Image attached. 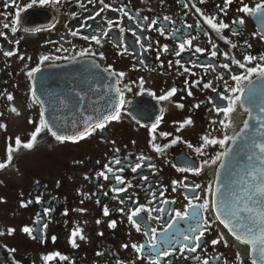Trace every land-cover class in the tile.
Instances as JSON below:
<instances>
[{"label": "flooded vegetation", "instance_id": "1", "mask_svg": "<svg viewBox=\"0 0 264 264\" xmlns=\"http://www.w3.org/2000/svg\"><path fill=\"white\" fill-rule=\"evenodd\" d=\"M11 2L0 0V163H7L17 138L28 143L41 130L32 150L11 153V163L0 170L1 207L9 218V227L0 228V264H252L251 246L239 243L217 219L213 190L247 115L242 95L263 76L264 10H255L264 0H62L27 10L31 0ZM245 6L254 14L240 11ZM18 11L13 34L3 24L11 25ZM221 23L227 27L217 31ZM6 51L16 55L6 57ZM43 57L48 59L41 62ZM246 57L254 59L248 63ZM172 89L175 95L160 99ZM231 101L235 110L225 118L217 109ZM121 103L118 122L93 129L79 143H60L52 135L76 137ZM188 120L191 125L181 128ZM261 156L252 162L253 187L264 177ZM258 199L264 215V196ZM137 210L134 225L128 217ZM177 212L187 219L178 220ZM197 221L211 227L192 233ZM77 229L84 239L77 237L73 247ZM201 230L200 247L187 251ZM152 243L159 256L148 251ZM49 256L54 259L46 262Z\"/></svg>", "mask_w": 264, "mask_h": 264}, {"label": "snow or ice", "instance_id": "2", "mask_svg": "<svg viewBox=\"0 0 264 264\" xmlns=\"http://www.w3.org/2000/svg\"><path fill=\"white\" fill-rule=\"evenodd\" d=\"M102 2H103V0H101V3ZM200 2L204 3L205 0H200ZM60 3H62V0H31V3H29L24 10L30 9V8H32L34 6L43 7V6L49 5V4H60ZM232 3H233V0H225V4L226 5L227 4H232ZM9 6H12L11 0H9ZM105 7H107V5H105ZM261 10H264V4L258 5L255 11L259 12ZM223 11H226V9H224ZM240 11H242V12H244L246 14H254L253 12H251L249 10V8L247 6L243 7L242 9H240ZM121 12H123V9H121ZM99 15H100V12H97L95 14V16H90L89 19L95 20L96 17L99 16ZM19 18H20V12L18 11L17 15H16V18L12 20V24L9 25L8 23H4L3 27L4 28H9L10 27L12 33L15 34L17 32V30H18L16 25L19 22ZM128 18L132 19L131 16H129ZM4 19L7 20V17L5 16ZM165 19L167 20L168 18L165 17ZM213 19H208L205 22L208 23L211 27L216 28V25L213 23ZM152 23L155 24L156 21H152ZM234 23H237V22H234ZM238 23L242 25L244 23V21L240 20V21H238ZM52 27H54V25ZM187 27H190V26H187ZM225 27H227V25H224L223 23H221L219 25V28L216 29V30L219 31V29H223ZM41 30L42 29H40V28L35 29L36 32H39ZM44 30H49L50 31L51 29L48 28V29H44ZM71 34L73 36H76L77 32L74 31ZM161 34H163V33H161ZM105 35H106V33H105ZM95 42L99 43V40H96ZM164 51H167V49L165 48ZM181 51H184V45H181ZM196 51L199 52L201 50L200 49H196ZM3 54L6 57H11V56L16 55V53L14 51H6ZM81 55H84V53H81ZM177 55H179V53H177ZM212 55L214 57L215 53H213ZM101 58H103V57H101ZM20 59H24V57L21 56ZM47 59H48V57H43L41 62H43L44 60H47ZM253 59H254L253 57H246V61L248 63H251V61ZM141 63H143V61H141ZM223 67L227 68V65H223ZM38 71H40L39 68L35 69L34 72H29L27 75L31 78V77H33L35 75V72H38ZM108 71L110 72L111 70L109 69ZM185 71H187V69H185ZM258 74L259 75H264V67H260L259 68V73ZM117 75H119L121 78L123 76V74H117ZM232 79L240 80L242 78L234 76V77H232ZM141 83H143V82H141ZM204 87L205 88H209L210 85L209 84H205ZM226 91H227V89H226ZM175 93H176V89H172L167 95L161 97L160 99L167 100L171 96L175 95ZM189 95H191V93H189ZM8 99L12 100L13 97L11 95H9ZM220 99L223 100V99H225V97L221 96ZM121 100H122V98H121ZM33 102L35 103L36 101L34 100ZM234 104H235V101H231L227 108H219V109H217V111L218 112H223L225 114V118H227L235 110ZM122 107H123V103H121L119 105V107H116V108L113 109V114L112 115L103 117L101 122L95 123L91 127L86 128L84 132L80 133L76 137L61 136V135H58L56 132H52V135L60 143H65V142L79 143L80 141H82L84 139H87L88 136L92 135L93 134V129L103 130L107 126V123H110L112 121H117L118 122L119 118H120V108H122ZM177 107H182V106L177 105ZM11 111L16 112V110L14 108L11 109ZM262 111H264V109H262ZM42 115H43V113H42ZM191 123L192 122L190 120L185 121V123L182 124L180 127L183 128L185 126L191 125ZM221 123H223V122H221ZM158 124H159V121H157V125ZM223 126L225 128L229 127L228 124H223ZM42 127H47V125H42ZM245 127L246 128L248 127L247 122L245 124ZM40 130H41L40 128H37L36 132L30 137V142H28V143H23L22 144L20 139L17 138L16 147L10 148L8 150L9 151V155H8V158H7V163H0V170H2L4 168H7L9 166V164L11 163V161H12L11 153L17 152L21 147L23 149H25V150H32L35 147L36 143H37V137L39 135ZM49 131H52V130L49 129ZM151 131H153V132L155 131V126L151 129ZM175 142L176 141H173V143H175ZM226 142H227L226 140H224V141H216V140L205 139V144H216V143L224 144ZM254 147L258 148V150H259V152L261 154H264V143L254 144ZM155 150L158 151V152L161 151V149L159 147H156ZM140 159H143V158L141 157ZM217 159H220V157L218 156ZM257 159L260 160L261 163H264V156L257 157ZM249 160H252V156H249ZM115 163L119 164L120 161L117 160V161H115ZM213 163H215V161H213ZM249 167L251 168V165ZM106 168H107V166H106ZM108 170L111 171V169H108ZM136 170H137L136 167H133L132 171L135 172ZM183 170L186 171L187 169H183ZM251 171L252 172H256L257 169L252 168ZM196 174H198V173H196ZM100 175L103 176L104 173H101ZM256 178L257 177L255 175L251 176V179L253 181L256 180ZM105 179H108V177L105 176ZM144 179H146V177ZM116 182L118 184H124L125 183L120 177L116 178ZM245 183L247 185L248 190H246V192L242 193L241 195L242 196H246L247 197V201H250L253 204L260 203V200L258 198L261 197V196H264V177H262V183L256 185L255 187H253L252 185L248 184L247 181ZM130 186L131 185H129V187ZM116 191H117V194H119L121 192H126L127 188L118 189ZM197 198H199V197H197ZM0 202H2V201H0ZM29 203H31V202H29ZM36 203H40V200L38 199L36 201ZM237 203H239V201H237ZM213 204H214V208H215V200L213 201ZM27 206H28L27 204H22L21 205V207H27ZM189 206L192 207V208L197 207L195 205H192L191 201L189 202ZM204 207L206 208L207 206L205 205ZM142 210L143 211H147V209H142ZM185 211L187 212V209ZM238 211L241 212V213H248L249 211H251V209L249 208L248 204L246 203L245 206L240 208ZM44 215H48V211L47 210L45 211ZM104 215L105 216L109 215V211H108L107 208L104 209ZM139 215H140V210L133 211L131 213V215L128 217V219H129L130 222H132L134 225H136L138 223V221L134 220L133 218L134 217H138ZM176 216H177L178 220L187 219L186 216L181 215L179 212L176 213ZM193 219H196V217L194 216ZM217 219L220 221V223H222L224 225L225 228L229 229L230 234L234 235V238L237 241H239V243L247 244V245L251 246L252 251L254 252V254L256 256V259H253L252 264H258V262H259V264H264V222H261V223L258 224L256 222V220L252 219L251 217L248 219L247 222H241L240 216H238L235 211H228V210L225 211V219H221L220 216H217ZM44 226L46 227L47 225H44ZM109 227L110 228H114L115 227V222L111 223L109 225ZM171 227H173V225L170 224L169 228H171ZM198 227H200V228H204V227L210 228L211 225L207 224L206 222L204 223V225H200L199 221H197V225L190 226L189 231H191L192 233H196ZM12 231L13 230L9 229L8 230V235H12ZM23 231L25 233L29 234V235H32V230L29 229V228H24ZM137 231H139V228H137ZM2 235H4V233L0 232V236H2ZM204 235H205V232L203 230L199 231V234L195 235V237H194V241L196 242L195 246L187 248V251L196 252L197 248L200 247V244L198 242L202 240ZM77 237H79V239H81V240L84 239V236L81 234V231L79 229L75 230L72 233V239H71L70 242H71L73 247L77 246L76 245V238ZM183 239L186 240V241H189L190 243L193 242V241L190 240L188 235H184ZM223 239H224V237L221 236L219 240L212 241V246H215V245L219 244ZM225 246H227V245H225ZM124 247L127 248L128 246L124 245ZM133 247H134V249L137 252H142L144 250L142 247H136L135 245ZM156 249H157V245L155 243H152V244H150L148 246V251L150 253H154L156 256H159L160 253L157 252ZM180 250H181V253H183L185 251L184 246H181ZM97 255H101V253H98ZM52 259H54V257L49 256V257L45 258V261L46 262L47 261H51ZM60 259L64 260V259H67V258L66 257H60ZM196 259L199 260L200 258L196 257ZM215 259L218 261L220 258L216 257ZM150 264H157V261L156 260H151ZM203 264H209V261L208 260H204Z\"/></svg>", "mask_w": 264, "mask_h": 264}, {"label": "water", "instance_id": "3", "mask_svg": "<svg viewBox=\"0 0 264 264\" xmlns=\"http://www.w3.org/2000/svg\"><path fill=\"white\" fill-rule=\"evenodd\" d=\"M242 105L247 110V116L217 169L213 199L215 211L221 219H225V211L228 210L235 211L241 222H247L250 217L258 222L260 219L257 220L249 212L241 213L238 210L246 203L251 208L250 201L241 194L248 190L246 181L252 185V162L256 154H261L254 144L264 143V76L252 82L245 90ZM249 156H252V160H249ZM240 176L245 177L244 181H241Z\"/></svg>", "mask_w": 264, "mask_h": 264}, {"label": "rangeland", "instance_id": "4", "mask_svg": "<svg viewBox=\"0 0 264 264\" xmlns=\"http://www.w3.org/2000/svg\"><path fill=\"white\" fill-rule=\"evenodd\" d=\"M3 207V206H2ZM1 207L0 202V228L5 229L7 226V221L9 220L8 215L5 213L4 208Z\"/></svg>", "mask_w": 264, "mask_h": 264}]
</instances>
